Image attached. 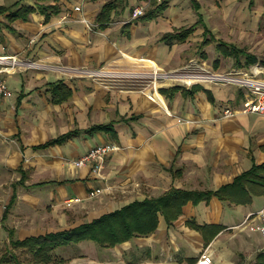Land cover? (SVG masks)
I'll list each match as a JSON object with an SVG mask.
<instances>
[{
  "label": "crops",
  "instance_id": "crops-1",
  "mask_svg": "<svg viewBox=\"0 0 264 264\" xmlns=\"http://www.w3.org/2000/svg\"><path fill=\"white\" fill-rule=\"evenodd\" d=\"M14 1L0 0V6ZM107 1L57 0L59 11L46 18L33 0H23L24 5L33 7L28 18L15 19L10 23L11 30L0 25V59L18 54L38 58L46 68L2 75L12 95L0 96V170L11 169L18 177L9 181L7 192L0 191L5 198L0 224L12 221L9 211H14L21 200L28 202L24 207L49 205L53 210L78 197L84 199V208H90L86 220L90 221L133 200L158 196L172 186L214 192L232 183L253 163L264 162V115L237 113L221 117L224 108L242 107L246 99L244 89L231 84L197 82L199 89L188 96L180 90L168 92L169 87L177 85L169 78L166 82H154V89L148 79L152 68L173 71L191 62L200 65L208 61L209 47L202 51L207 46L218 55L212 58L216 71L238 69L260 77L264 66L258 64L255 55L215 35L216 26L226 18V6L239 5L240 18L248 20L250 15L264 14V0H194L199 6L197 10L191 0H168L163 12L150 20L132 18L131 11L142 0H126L121 8L110 13V22L100 28L95 18ZM198 15L203 24H197L183 41L167 44L160 40L164 33L194 24ZM0 21H6L4 15H0ZM204 37L213 39L200 46ZM221 40L242 48L253 56V61L244 65V56H240L241 66H237L234 57L224 56L216 49ZM83 69L144 75L139 79L104 78L103 82L74 76L83 74L78 71ZM60 83L70 92L65 99L63 92L52 95L54 90L60 92ZM95 125L109 128L89 131ZM70 131L75 133L64 141L41 146ZM111 143L118 149L108 153L98 174L91 173L88 166L72 165V160L89 148ZM46 184L53 186L29 192L33 186ZM104 186L107 192H124V198L115 200L110 196L107 201H99L103 205L90 207L92 203L85 202L88 191ZM0 188L4 189L1 182ZM262 208L264 195H253L246 204L215 196L197 203L186 201L172 226H167L159 215L153 233L113 247H101L108 252L104 264H190L188 259H195L201 248L211 252L212 264H235L241 256L251 260L256 251L264 249V235L237 225L248 213ZM188 219L200 226L217 225L222 230L206 245L200 232L186 226ZM3 225L6 232H14L13 226ZM40 234L44 233L24 237ZM167 234L170 237L164 239ZM160 246L165 249L166 258L151 259V251ZM132 249L144 251L145 259L124 261L123 256Z\"/></svg>",
  "mask_w": 264,
  "mask_h": 264
},
{
  "label": "trees",
  "instance_id": "trees-1",
  "mask_svg": "<svg viewBox=\"0 0 264 264\" xmlns=\"http://www.w3.org/2000/svg\"><path fill=\"white\" fill-rule=\"evenodd\" d=\"M22 1L23 0H16L9 6H0V15H4L6 20L5 22L0 21V25L11 30L10 23L15 19L21 18L25 20L28 18L27 14L33 10V7L24 5ZM33 1L38 10L45 14L46 18H48L49 14L58 12L60 8L57 0ZM125 1L126 0H108L96 15L95 22L98 26L101 28L109 23L110 13L114 10L116 11L117 8H121L125 4ZM191 2L193 8L197 10L199 8L198 4L194 0H191ZM167 3L168 0H149V4L143 11V14L134 19H153L163 12L164 8L167 7ZM197 24H203L199 15L194 24L187 27H178V29H175L173 32L164 33L160 36V40L167 44H171L174 41H183L186 36L193 31ZM204 25V34H206V27ZM212 39L213 37H209L208 39L204 37L199 45H206ZM216 49L224 56L234 57L237 66H241L239 63L240 56H244V65L253 61V56H251V54L247 53L242 48H238L222 40L217 42ZM196 84L197 83L192 84L189 89H186L183 85L177 84L169 87L167 91L173 94L177 90H180L182 94L189 96L199 89ZM59 87L60 92L59 90H54L52 91V95L55 97V95L62 94L61 92H63L62 98L65 99L70 92L66 90L61 83ZM208 98L212 101L209 94ZM101 128H109V126L95 125L91 127L89 131ZM73 133H75V131L59 135L56 138L48 140L41 146L58 144L73 135ZM253 195H264V162L259 164L253 163L247 171L245 170V172L235 176L232 183L223 185L214 192L183 190L173 188L172 186V188H169L158 196L144 198L140 201L133 200L118 209H114V211L101 214L90 221H84L66 229L50 231L40 235H31L21 239L13 238L12 230L8 229V242L10 248L7 247L5 249L6 251L0 255V264L8 262L19 264L17 255L12 252L13 249L27 251L30 255L29 259L33 264L61 263L64 262L65 259H56V257L53 256L54 250L59 247L77 244L81 241H92L100 247H113L133 237L147 236L153 233L158 225L159 215L163 217L167 226H172V223L180 215L181 208L186 201L197 203L199 200L208 201L212 196H215L218 199L234 204H246L251 201ZM11 199L13 200V197ZM5 215L6 212L4 211L2 219L5 218ZM185 224L200 232L206 245L220 230H222L217 225L200 226L196 224L193 219L186 220ZM240 259L242 260H238L235 264H264V249L256 251L251 260H245L242 256ZM188 261L190 264H194L196 260L188 259Z\"/></svg>",
  "mask_w": 264,
  "mask_h": 264
},
{
  "label": "rangeland",
  "instance_id": "rangeland-1",
  "mask_svg": "<svg viewBox=\"0 0 264 264\" xmlns=\"http://www.w3.org/2000/svg\"><path fill=\"white\" fill-rule=\"evenodd\" d=\"M140 5L141 3L135 5V7H139ZM147 6L148 5H146L145 8H147ZM218 7L220 8V5H218ZM224 10H225L226 18L223 22H221L219 27L216 26L217 28L216 31L218 33L215 36L223 40L224 39L228 40L239 47H244L248 52L255 55V60H257L258 64L264 66V18H261V16L264 14H262L261 16H257L256 14H254L253 16L250 15V19L247 20L245 18V20H242L240 18L241 8L239 5L226 6ZM210 45H213V43ZM208 47H209L208 52H209L210 59L208 61L202 62V64L200 65L196 63L194 64L193 62H191L192 64L191 66L194 67L193 69L200 73H202V69L209 70L211 72H220V73L228 72L229 70L228 71L227 70L216 71L217 68L214 67L212 58L218 57V55L215 52V50L213 51L212 49H210V46L203 48L202 51L205 52V50ZM10 56H15L16 59L20 61L18 65L16 64V66L11 69L10 73H14V72L17 73V71H25V70L46 69L42 67L44 65L41 64L40 61L37 60L38 58L31 59L28 56L21 57L18 54H13ZM7 61H9V59H3L2 61H0V67L8 65ZM163 72H168V70L167 71L163 70ZM10 73H6V74H10ZM74 74H75L74 75L75 77H83V76L89 77L88 74H81V73H74ZM259 76L264 77V71H262V73H260ZM90 78L91 79L94 78L97 81H101L102 79V82L104 81L103 77L101 78V77H91L90 76L89 79ZM112 79L119 80L118 78H112ZM105 80H108V79H105ZM166 80L167 78L160 77L157 79L156 84L159 82H166ZM170 81H172L173 83L177 82V84L182 85V83L178 80H170ZM197 82L200 83L204 81H202V79L199 78L198 80L191 82V84L197 83ZM105 84L106 86H109L108 82ZM153 85L154 84L151 82L150 86L153 87ZM222 85H225V84H222ZM15 177H18V174H15L14 172H12L11 169L10 170L7 169L5 172L0 170V182H1V186L4 187L3 190H1L0 188V191L7 192L9 181L14 180ZM51 186L53 185L46 184V185L33 186L29 189V192H32V193L39 192L41 189H46ZM107 189L108 188L105 187L103 191L100 192V194L98 193L96 196L89 197L85 202L92 203L90 205V207H92L94 204L103 205V203H99V201L100 202L101 200L107 201L106 199H108V197L110 196L114 198L115 200H118V199L120 200V198L121 199L124 198L122 196L124 192H120V191L107 192L109 191ZM130 193L134 194V192H130ZM4 199L5 198L3 196H0V214L3 209L4 202H5ZM21 201L22 203L19 206H16V209L14 211H12V209L9 211V214L11 215L9 218L12 221H8V222L6 221V223L3 222L0 224V255L4 251H6L5 249L7 247L10 248V245L8 242L9 236L7 235L6 230L2 227L4 226L3 224L7 225L8 227H10V225L13 226L14 238H21V237H24V235H27L30 233H45L47 231H52V230L66 229L81 221L84 222L88 218L87 214H89V212L87 213V211L90 209L86 207L84 208V206L82 205V203L84 202V199L83 200L80 199L79 201L71 202L69 204L65 203L66 201L62 202L60 207H56V209H53V210L49 205L41 206V208L36 205H33V206L27 205V207H24L23 205L24 204L26 205L28 202L25 200H21ZM175 231H178V230H175ZM169 237L170 235L167 234V236L163 238L167 239ZM77 244H72L66 247L57 248L56 250H54L53 256L56 257V259L65 258V261L69 262L68 264H71L73 262H74L73 264H76V263L78 264H104V260L106 258L105 255L108 252L102 249L100 246H98V244L96 245L92 241H88V242L81 241L79 245ZM164 250L165 249H163L162 246H160V248L157 247L156 249L151 251L150 258L158 259V258L165 257L164 254L166 252L164 253ZM202 250L203 249L201 248L197 252L195 260L198 258V255H200ZM12 252H14L17 255V261L19 264H33L31 263L29 259L30 255L28 254L27 251H24L21 249H13ZM161 252H163V254ZM184 254L186 253H183V255ZM144 257H145L144 251L134 252L132 249L128 252L126 257L123 256V260L133 261L135 258L145 259ZM176 258L178 259L179 256L176 255ZM238 260H242V259H238ZM3 264H15V263L8 262V263H3ZM50 264H60V263H50Z\"/></svg>",
  "mask_w": 264,
  "mask_h": 264
},
{
  "label": "built area",
  "instance_id": "built-area-1",
  "mask_svg": "<svg viewBox=\"0 0 264 264\" xmlns=\"http://www.w3.org/2000/svg\"><path fill=\"white\" fill-rule=\"evenodd\" d=\"M159 1V0H158ZM149 4V0H143L139 7H135L132 12V18L140 16L143 14L144 8ZM75 10H79V6L74 7ZM81 21L85 22L84 19ZM3 59H9L7 61L8 65L0 67V96L4 98H9L12 95L11 90L8 88L5 79L3 78L4 73H10L11 69L19 64V60L16 59L15 56H3ZM7 57V58H6ZM3 59H0L2 61ZM190 64L189 66H185L184 68L163 72L157 70H151L148 74V79L154 83L158 78H169L171 80H178L185 87H190L191 82L202 79L204 82H211L214 84H231L237 87H240L245 90V101L241 108L238 110H233L230 108H224L221 114V117H231L236 115L237 113H254L264 115V78L257 77L255 72H247L242 70H229L225 73L220 72H211L209 70H203L202 73L194 70ZM197 67V65H196ZM199 67V66H198ZM82 71L83 74H88L89 77H103V78H140L144 73L132 72V71H122L115 72L104 69H96V70H78ZM194 84V83H193ZM154 86V85H153ZM154 89V88H153ZM181 121V119H178ZM187 121V120H183ZM118 149V146L115 144H98L87 150L84 154L79 156L78 158L72 160V165L75 167H83L88 166L90 168V172L93 174H98L105 157L108 153L113 152ZM104 188L96 187L92 188L88 191L87 196L93 197L98 193L103 191ZM80 198L75 197L66 200V203H71L75 201H79ZM240 228L248 229L253 232H259L264 235V208L260 209V211H255L252 213H248L244 216V219L237 225ZM194 264H212V254L207 248H204L198 258L196 259Z\"/></svg>",
  "mask_w": 264,
  "mask_h": 264
},
{
  "label": "bare ground",
  "instance_id": "bare-ground-1",
  "mask_svg": "<svg viewBox=\"0 0 264 264\" xmlns=\"http://www.w3.org/2000/svg\"><path fill=\"white\" fill-rule=\"evenodd\" d=\"M5 61H6V60H5ZM151 68H152V67H151ZM152 70H153V71H156V70H154V68H152ZM158 70H159V68H158ZM151 92L153 93V91H151ZM149 97L151 98V95H150Z\"/></svg>",
  "mask_w": 264,
  "mask_h": 264
}]
</instances>
